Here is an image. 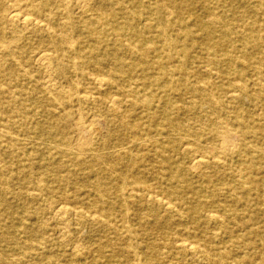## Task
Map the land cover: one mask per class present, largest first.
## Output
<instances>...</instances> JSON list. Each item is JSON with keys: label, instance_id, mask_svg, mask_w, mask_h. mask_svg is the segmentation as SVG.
Listing matches in <instances>:
<instances>
[{"label": "bare ground", "instance_id": "bare-ground-1", "mask_svg": "<svg viewBox=\"0 0 264 264\" xmlns=\"http://www.w3.org/2000/svg\"><path fill=\"white\" fill-rule=\"evenodd\" d=\"M29 262L264 264V0H0V264Z\"/></svg>", "mask_w": 264, "mask_h": 264}, {"label": "rangeland", "instance_id": "rangeland-1", "mask_svg": "<svg viewBox=\"0 0 264 264\" xmlns=\"http://www.w3.org/2000/svg\"><path fill=\"white\" fill-rule=\"evenodd\" d=\"M25 51L27 52V53H29L30 52V49L29 48H26L25 49ZM199 121V120H198ZM199 125L201 124V121H200V123H198ZM72 144L74 145V147H76L75 145H76V142H75V140L74 139H72ZM34 146H33V144H30V145H27L26 146V150H31L32 148H33ZM46 197L44 196L43 198L41 197V198H35L34 196L33 197H31V196H25L24 197V199H23V202L21 203V204H26V206L30 209V211H31V213H30V215H32L31 217L33 218V219H35L36 217H38V216H44L43 214H46V212L47 211H45L46 210ZM39 221V220H38ZM35 222V221H34ZM39 223V222H38ZM40 223H42V222H40ZM44 224H47V225H55L56 224V221H53L52 219H48V221L46 222V223H44ZM90 229V225H87V226H85V228H84V231L83 232H85V233H87V231ZM73 240H75V239H71V241H73ZM67 245H69V244H67ZM67 247V246H66ZM65 247V248H66ZM68 248V247H67ZM28 264H30V262L28 263Z\"/></svg>", "mask_w": 264, "mask_h": 264}]
</instances>
